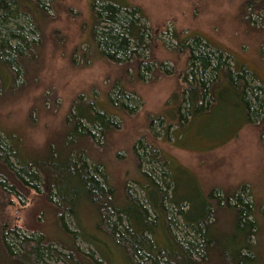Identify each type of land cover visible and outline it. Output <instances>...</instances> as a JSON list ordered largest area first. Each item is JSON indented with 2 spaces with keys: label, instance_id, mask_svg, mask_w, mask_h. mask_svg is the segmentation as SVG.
Instances as JSON below:
<instances>
[{
  "label": "rangeland",
  "instance_id": "obj_1",
  "mask_svg": "<svg viewBox=\"0 0 264 264\" xmlns=\"http://www.w3.org/2000/svg\"><path fill=\"white\" fill-rule=\"evenodd\" d=\"M117 1L139 5L149 18L146 24L153 28L156 40L153 50L145 49L142 54L153 60L148 63L153 65L154 73L144 71V79L138 78L136 64L113 62L100 54L90 33L94 24L92 0H46L48 13L41 20L40 35L29 30L34 26L29 15L21 14L7 23L13 28L17 22L23 24L39 46L36 61L30 63L25 78L21 71L17 82L23 83L17 90L10 89L9 80L4 78L5 92L2 89L0 95V127L4 138L7 142L20 141L25 152L49 151L59 145L65 148L69 141L64 147L62 144L69 140L68 114L74 99L79 95L94 98L96 107L113 115L115 128L106 136L101 129L96 130L97 143L81 137L65 149L83 150L90 161L105 163L119 199L125 183L132 185L136 195L144 197L136 181L141 178L135 164L136 144L145 155L144 168L153 170L155 175L161 174L164 166L167 169L174 164L179 181L175 180L189 196H197L205 189L220 196L235 192L254 201L258 221L256 250L264 258L263 110L246 122L240 100L230 86L222 84L209 112L182 124L168 125L165 121L167 116L170 119L175 116L181 97L179 72L187 65L186 54L174 50L173 30L190 36L199 33L210 46L231 56L233 68L251 69L252 82L261 86L259 94L264 100V0ZM5 32L2 28V34ZM161 67H173L176 71L165 74ZM122 87L129 90L117 99L116 92ZM120 99L129 102L131 108L125 110L118 104ZM186 104L182 105L185 112ZM85 107L82 105L81 111ZM140 138L143 148L139 147ZM149 142L156 143L169 157L170 166L151 161L154 147ZM13 160L17 164L18 159L13 157ZM41 189H24V193L15 189L18 193L11 202L0 201V225L9 223L6 219L10 215L23 234L39 232L38 227L43 228L45 221L51 224L54 214L47 203L50 193L46 186ZM82 213L89 232L96 234L91 211L84 208ZM67 222L77 229L74 220L69 218ZM178 230L189 232L181 224ZM77 241L89 256L93 252L100 257L94 244L81 237ZM115 262L121 264L119 258ZM204 264L220 263L214 259Z\"/></svg>",
  "mask_w": 264,
  "mask_h": 264
},
{
  "label": "trees",
  "instance_id": "obj_2",
  "mask_svg": "<svg viewBox=\"0 0 264 264\" xmlns=\"http://www.w3.org/2000/svg\"><path fill=\"white\" fill-rule=\"evenodd\" d=\"M91 5L94 24L90 33L100 54L113 62L136 64L138 78L144 79V71L153 72V65L148 63L153 60H147L142 52L152 51L156 38L141 7L117 0H92ZM47 9L46 0H0V95L2 89L5 92L4 78L14 91L23 83L17 82L21 71L25 78L30 63L36 61L39 46L23 24L17 22L13 28L7 23L21 14L29 15L34 25L29 30L40 35ZM2 28L6 29L4 34ZM172 34L174 50L186 54L187 65L179 72L181 97L175 116L165 120L168 125L182 124L209 112L222 84L230 86L240 100L246 122L253 114L264 112L261 86L252 82L251 69L233 68L231 56L210 46L199 33L190 36L173 30ZM161 68L165 74L176 71L173 67ZM126 90L129 89L120 88L116 98ZM119 103L125 110L131 108L123 99ZM183 103H187L186 112L182 110ZM82 105L86 110L81 111ZM112 116L96 107L94 98L79 95L68 114L71 129L66 132L69 140L63 147L69 141L65 146L68 148L81 137L97 143L96 130L101 129L106 136L115 128L117 122ZM138 142L143 148L141 138ZM148 144L154 147L151 161L171 168L164 166L158 175L144 168L145 155L135 144V164L141 175L136 181L144 197L125 183L119 199L105 163L92 162L83 150H67L61 145L49 151L25 152L20 141H6L0 127V201L11 202L18 193L15 189L24 193V189L43 191L41 188L46 186L50 193L47 203L54 214L51 224L45 221L43 228L38 227L39 232L32 230L30 234L19 232L18 223L10 215L6 219L9 223L0 225V264H117L116 258L121 264H204L214 259L220 264H264L256 250L258 221L254 201L235 192L220 196L205 189L197 196H189L175 180L178 177L174 164H168L169 157L156 143ZM13 157L18 159L17 164ZM84 208L91 211L96 234L91 235L87 228ZM69 218L77 229L69 226ZM179 224L189 232L181 233ZM80 237L94 244L100 257L93 252L89 256L77 241Z\"/></svg>",
  "mask_w": 264,
  "mask_h": 264
}]
</instances>
